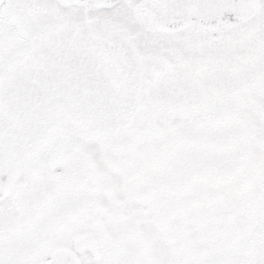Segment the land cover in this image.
Returning <instances> with one entry per match:
<instances>
[{
	"label": "snow or ice",
	"instance_id": "obj_1",
	"mask_svg": "<svg viewBox=\"0 0 264 264\" xmlns=\"http://www.w3.org/2000/svg\"><path fill=\"white\" fill-rule=\"evenodd\" d=\"M0 264H264V0H0Z\"/></svg>",
	"mask_w": 264,
	"mask_h": 264
}]
</instances>
